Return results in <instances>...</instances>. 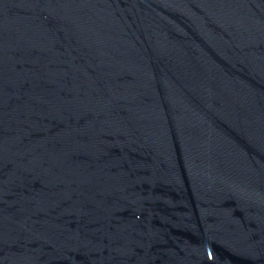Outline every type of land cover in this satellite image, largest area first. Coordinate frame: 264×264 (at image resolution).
Wrapping results in <instances>:
<instances>
[{
    "label": "water",
    "instance_id": "water-1",
    "mask_svg": "<svg viewBox=\"0 0 264 264\" xmlns=\"http://www.w3.org/2000/svg\"><path fill=\"white\" fill-rule=\"evenodd\" d=\"M0 264H264V0H0Z\"/></svg>",
    "mask_w": 264,
    "mask_h": 264
}]
</instances>
